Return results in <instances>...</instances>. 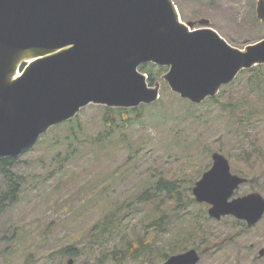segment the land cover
<instances>
[{
    "label": "rangeland",
    "instance_id": "374dc122",
    "mask_svg": "<svg viewBox=\"0 0 264 264\" xmlns=\"http://www.w3.org/2000/svg\"><path fill=\"white\" fill-rule=\"evenodd\" d=\"M174 2L182 22L207 19L234 47L244 49L264 39L258 0ZM158 83L161 98L156 105L141 109L140 119L132 114L131 127L115 130L109 139L98 143L106 127L102 105L94 104L82 109L73 123L44 134L17 159V197H11L10 182L0 170V264H164L192 249L201 255L198 264H264V218L253 228L232 216L211 218L210 206L198 203L193 193L213 167L212 155L220 153L234 175L248 179L235 197L264 196V67L242 72L223 86L215 101L202 104L174 93L164 75ZM160 179L176 181L185 208L164 193L141 202ZM203 210L208 219L198 217ZM114 214L125 218L121 233L98 237L95 225ZM163 214L168 228L153 234L147 224ZM193 224L199 232L189 238L187 249L166 261L135 262L118 249L152 239V246L168 243V248L181 233H194ZM68 246L76 248L77 258L62 255ZM150 251L142 259L159 255Z\"/></svg>",
    "mask_w": 264,
    "mask_h": 264
},
{
    "label": "water",
    "instance_id": "95a60500",
    "mask_svg": "<svg viewBox=\"0 0 264 264\" xmlns=\"http://www.w3.org/2000/svg\"><path fill=\"white\" fill-rule=\"evenodd\" d=\"M256 13L264 24V0ZM197 24L204 27L192 30ZM149 63L169 68L164 80L174 93L202 104L242 71L264 66V39L234 47L207 19L182 22L173 0H0V161L18 158L91 104L130 109L157 102L160 84L150 86L140 71ZM212 158L193 189L197 202L210 206L211 218L232 216L255 227L264 218V196L235 197L248 179L234 175L224 155ZM200 260L192 249L164 264Z\"/></svg>",
    "mask_w": 264,
    "mask_h": 264
},
{
    "label": "trees",
    "instance_id": "16d2710c",
    "mask_svg": "<svg viewBox=\"0 0 264 264\" xmlns=\"http://www.w3.org/2000/svg\"><path fill=\"white\" fill-rule=\"evenodd\" d=\"M264 66H257L254 69H262ZM167 67H161L157 66L155 64L149 63L144 64L140 67V71L148 76V83L150 86H155L158 82H160L163 75H165L168 72ZM248 71V70H247ZM210 100L215 101V98H209ZM156 105V104H154ZM104 111L103 116V122L106 127L105 132L103 133V136H100L98 139V143L104 141L105 139H109L110 136H112L113 132L115 130L121 131L122 129H128L131 127L132 123V114H136V118H141V109L147 107V105H141L138 108H110L106 106H99ZM77 119L74 118L73 120ZM135 119V118H134ZM73 120H70L69 122H72ZM73 123V122H72ZM18 158H6L0 161V170L5 174V176L8 178L11 186V197L14 195L17 197L18 187L21 185L20 182L14 181L13 178L15 177L14 168L16 167ZM154 191V192H153ZM160 193H164L168 196V198H171L172 201L175 202V204L178 205L180 208H185V200H184V194L181 191L180 186L176 183V181H172L169 179H160V181L156 184V186L152 189H148L144 192V194L140 197L141 202H149L150 199L156 198L157 195ZM15 199V198H14ZM194 201V200H193ZM207 213L203 210L198 217L201 219V217L206 215ZM195 222H199L197 220L196 216L194 215ZM206 219H208L207 215L205 216ZM125 219V218H124ZM123 219V220H124ZM168 219L167 214H163L162 216H159L158 219L150 222L147 224V229L151 230L153 234H160L164 232L168 227L165 224L166 220ZM118 215L114 214L113 216H109L105 221H102L100 224L95 225L98 227L100 234L98 237H101L105 235L106 233L110 234L112 232H115L116 235L120 234L122 231V228L124 226V222ZM189 224V222L187 221ZM170 224V221L168 225ZM244 226L245 224L242 223ZM190 225V224H189ZM193 226L196 228V231L194 233L189 232L188 236L187 234L181 233L180 236L175 240V243H173L170 247L167 248V244L163 245L161 248L157 246V243H155L153 246L152 244L153 239L151 241H144L139 240L136 243L130 242L127 247H118V249L122 252L123 257H129L132 261H148L149 263H155V261L158 259L159 261H166L171 255L177 254L178 252H182L187 249L189 243L191 242L189 240L190 237L195 236L199 230L197 229V224H193ZM243 226V227H244ZM191 228H188L187 230H190ZM150 232V233H151ZM230 240H233V237H230ZM209 243V240L206 241V244ZM205 244V245H206ZM154 249V252L156 251L159 255H154L151 259H142L143 256L146 255V253H150ZM62 255L65 257L70 258H77L78 252L76 251V248L74 246H68L65 250H63ZM116 255V253H115ZM118 255V253H117ZM108 260H111L110 256ZM113 260L118 262L119 258L117 256L113 255Z\"/></svg>",
    "mask_w": 264,
    "mask_h": 264
},
{
    "label": "bare ground",
    "instance_id": "6f19581e",
    "mask_svg": "<svg viewBox=\"0 0 264 264\" xmlns=\"http://www.w3.org/2000/svg\"><path fill=\"white\" fill-rule=\"evenodd\" d=\"M21 76H22L21 74H15V76L13 77V79H17V78H19Z\"/></svg>",
    "mask_w": 264,
    "mask_h": 264
}]
</instances>
